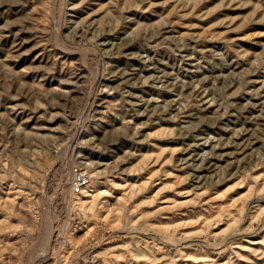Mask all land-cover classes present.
Instances as JSON below:
<instances>
[{"label": "rangeland", "instance_id": "obj_1", "mask_svg": "<svg viewBox=\"0 0 264 264\" xmlns=\"http://www.w3.org/2000/svg\"><path fill=\"white\" fill-rule=\"evenodd\" d=\"M91 250L264 264V0H0V264Z\"/></svg>", "mask_w": 264, "mask_h": 264}, {"label": "built area", "instance_id": "obj_2", "mask_svg": "<svg viewBox=\"0 0 264 264\" xmlns=\"http://www.w3.org/2000/svg\"><path fill=\"white\" fill-rule=\"evenodd\" d=\"M91 182L90 177L87 174H79L76 178H74L73 186H72V194L73 196H80L83 192L89 187ZM66 245V243H65ZM93 254V250H91ZM90 251L86 253V255L82 258L79 264H83V259L87 258V256L91 253ZM90 254V255H92Z\"/></svg>", "mask_w": 264, "mask_h": 264}, {"label": "bare ground", "instance_id": "obj_3", "mask_svg": "<svg viewBox=\"0 0 264 264\" xmlns=\"http://www.w3.org/2000/svg\"><path fill=\"white\" fill-rule=\"evenodd\" d=\"M123 75V74H122ZM78 225V224H77ZM92 253V252H91ZM90 253V254H91ZM88 255L87 258L83 259V264H97L98 263V260L96 257H91V255ZM97 256V255H96ZM98 257V256H97ZM100 260V259H99Z\"/></svg>", "mask_w": 264, "mask_h": 264}]
</instances>
